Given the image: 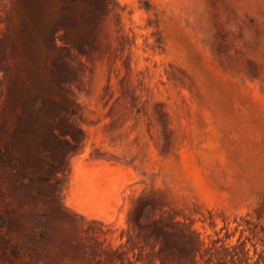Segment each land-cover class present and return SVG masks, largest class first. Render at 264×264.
<instances>
[{
    "label": "rangeland",
    "instance_id": "374dc122",
    "mask_svg": "<svg viewBox=\"0 0 264 264\" xmlns=\"http://www.w3.org/2000/svg\"><path fill=\"white\" fill-rule=\"evenodd\" d=\"M0 264H264V0H0Z\"/></svg>",
    "mask_w": 264,
    "mask_h": 264
}]
</instances>
